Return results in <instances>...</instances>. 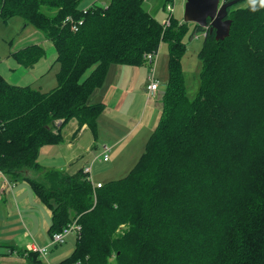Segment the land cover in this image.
Listing matches in <instances>:
<instances>
[{
  "label": "trees",
  "instance_id": "16d2710c",
  "mask_svg": "<svg viewBox=\"0 0 264 264\" xmlns=\"http://www.w3.org/2000/svg\"><path fill=\"white\" fill-rule=\"evenodd\" d=\"M81 1L0 0L1 18L20 16L55 48L50 91L0 74V172L26 180L50 209V237L75 219L81 226L73 250L53 264H264V8L252 12L236 0L223 40L195 24L203 40L191 98L181 68L186 22L171 15L161 23L145 0L85 9ZM67 16L82 21L76 31ZM161 42L168 46L161 114L129 172L93 186L83 168L41 166V148L59 144L70 120L96 135L104 105L88 98L108 68L141 65ZM44 54L39 44L12 53L26 68ZM22 255L46 264L35 250Z\"/></svg>",
  "mask_w": 264,
  "mask_h": 264
},
{
  "label": "crops",
  "instance_id": "0c3cea01",
  "mask_svg": "<svg viewBox=\"0 0 264 264\" xmlns=\"http://www.w3.org/2000/svg\"><path fill=\"white\" fill-rule=\"evenodd\" d=\"M35 64L29 69L33 68ZM150 70H154V68L148 62L137 66L112 64L108 68L102 86L96 88L88 98L89 103L101 102L104 105L103 111L97 118L96 135H93L87 125L79 127L77 121L72 119L61 129L62 141L53 145L52 148H54L51 150L41 151L38 160L40 156L49 150L46 154L52 158L56 155L61 156L63 163L69 166L75 160L84 158L86 154H91L93 150H100L98 154L94 155V158L99 160L103 145L109 146L106 162L110 159V151L114 149H118L123 154L127 153L130 148V153H135L144 141H147L161 114L162 93L159 89L162 86L160 87L159 83L156 93L151 96L148 94L147 85ZM10 82L17 84L16 82ZM55 169L63 170L64 168ZM32 175L36 176L34 172L28 173L29 177ZM4 178L7 180L6 183ZM91 180L94 184L95 180L92 177ZM98 182L101 183L97 180L96 183ZM28 186H30L29 183L24 179L15 181L5 175H0V211L3 212V214L0 212V242H3V239L9 240L7 244L1 246L6 249V252H3V250L0 252V264H16V261L27 264L25 256L22 255L24 249L34 250L36 246H46L47 248L56 246L50 245V240L48 242L50 224L47 219L43 218L41 220L37 215V230L31 234L36 222L30 221L26 216L31 213L29 210L32 207L31 202L35 204L40 202L43 208L47 206L40 201L31 187L32 191H30ZM48 209L47 216L50 215L51 217V211ZM20 223L26 228V231H23L22 234L19 231L20 226H15L20 225ZM42 230H46L47 235H44ZM23 241L25 242L23 249H18L17 243ZM13 253L17 256V259L14 258ZM45 261L46 264L54 263V261H47V259Z\"/></svg>",
  "mask_w": 264,
  "mask_h": 264
},
{
  "label": "rangeland",
  "instance_id": "374dc122",
  "mask_svg": "<svg viewBox=\"0 0 264 264\" xmlns=\"http://www.w3.org/2000/svg\"><path fill=\"white\" fill-rule=\"evenodd\" d=\"M108 2L109 0H82L79 4V7L81 9H85L86 7L92 4L101 6L108 4ZM164 3L165 0H145L143 2V7L162 23L167 17V12L164 7L166 3ZM184 3V0H175L174 2L173 17L181 22H184ZM247 5H249L248 0H245L239 4V6L242 7H245ZM24 25L25 21L20 16H12L7 19H3L0 17V73L5 79L7 78L8 81L10 80L12 82H16L19 85L29 86L34 89H39L40 91H50L51 89L57 86L56 72L58 69V64L55 61V48L53 46V43L50 40L46 39L42 32H40L31 25ZM195 26L196 25L192 22L187 23V32L183 38V42L186 45V50L181 57V68L185 78L186 93L191 98L195 95L199 85V72L201 70V61L198 58L197 53L201 47L203 40L202 32L194 33ZM29 44H39L45 50L44 56L41 57L36 62L35 66L31 69L19 64L18 61L12 55L13 52L25 46H28ZM155 57V61L151 64L154 70H150L149 74L150 76L151 74H153L154 78L156 77V80L158 81V86L159 83L160 87L162 86V88L159 89L162 93L168 78V46L165 42L160 43L159 49ZM58 123H60V121L56 122L57 125ZM145 143L146 142L144 141L143 145L139 147L133 154L130 153V148L128 149L127 153L123 154H121L118 149H114L110 151V159L107 162H104L101 158L99 160H96L94 158V155L98 154L100 150H93L91 154H86L84 158L75 160L69 166L63 163L61 156L56 155V157L52 158L51 156L46 154L49 150L54 148H52L53 145H51L43 147L40 150L41 152L45 151L46 149H49L42 156H40L38 161L45 169L64 168L65 172L69 174L74 173L80 168L84 169L86 167H89L90 173L88 175L90 176V178L92 177V179L95 180V183L97 180L101 183H105L109 180L120 179L124 177L137 162L138 157L143 153ZM36 176L38 177L37 174ZM36 176L32 175L31 177L37 178ZM28 187L30 191H32L30 186ZM31 206V209H29L31 213L26 215L30 221L35 222L36 216L38 215L41 220L43 218L47 219L48 223L50 224V215L47 216L48 208L46 206V208H43L40 202L39 204L31 202ZM0 212L3 214L2 211ZM34 212L40 213L36 214ZM37 223L38 221L35 222V226L31 231V234L36 232ZM15 226H20L19 231L21 234L23 233V231H26V228L23 227L21 223L20 225ZM42 231L44 235H47L46 230ZM75 238V234H69L65 237L64 243L48 247L45 256L47 261L49 260L57 262L68 256L70 250L74 248ZM49 240L50 237L48 239V242ZM8 242V239H3V242H0V252H2V250L3 252H6V249H4V247L2 248L1 246H3V244H7ZM23 245H25L24 241L18 242V249H23ZM13 256H15L14 258L17 259V256L14 253ZM16 264L22 263L16 261Z\"/></svg>",
  "mask_w": 264,
  "mask_h": 264
},
{
  "label": "water",
  "instance_id": "95a60500",
  "mask_svg": "<svg viewBox=\"0 0 264 264\" xmlns=\"http://www.w3.org/2000/svg\"><path fill=\"white\" fill-rule=\"evenodd\" d=\"M183 21L192 22L198 26L209 25L214 31L216 40H223L229 35L231 20L227 18V9L236 0H184ZM61 122V121H60Z\"/></svg>",
  "mask_w": 264,
  "mask_h": 264
},
{
  "label": "built area",
  "instance_id": "2783aa9c",
  "mask_svg": "<svg viewBox=\"0 0 264 264\" xmlns=\"http://www.w3.org/2000/svg\"><path fill=\"white\" fill-rule=\"evenodd\" d=\"M174 2L175 0H168L166 2V5L164 6L165 7V10L167 12V17L164 19L163 23L165 25H168L169 24V18L171 15H173V12H174ZM66 22H69L71 24V29L76 31L78 26L82 23L81 20H78L76 22L73 21V18L71 16H67L66 19H65V23ZM156 54L155 53H147L144 55V58H145V61L148 62V63H153L156 59ZM153 71V70H152ZM158 81L154 78L153 74H151V76L149 77V83L147 85V90H148V94L151 96V95H154L158 89ZM108 151H109V146L107 145H103L102 147V153H101V159L103 161H106L108 159ZM90 169L89 167H86L84 168V172L86 173H90L89 172ZM0 175L3 176V174L0 172ZM90 181L92 182L90 176H88ZM4 182L6 183L7 180L4 178ZM93 184V182H92ZM100 186V183H95L93 184V186ZM81 230V226L77 223L76 219L73 220L72 222H70L67 226H65L61 231L59 232H55L53 233V235L50 237V245H55V244H60V243H63L64 240H65V237L69 234H75V235H78L79 232ZM34 250L39 252L40 256L46 260V253H47V247L44 246V247H34ZM53 264V263H52Z\"/></svg>",
  "mask_w": 264,
  "mask_h": 264
},
{
  "label": "clouds",
  "instance_id": "9594fccd",
  "mask_svg": "<svg viewBox=\"0 0 264 264\" xmlns=\"http://www.w3.org/2000/svg\"><path fill=\"white\" fill-rule=\"evenodd\" d=\"M249 10L252 12L259 11L260 8H264V0H248Z\"/></svg>",
  "mask_w": 264,
  "mask_h": 264
}]
</instances>
